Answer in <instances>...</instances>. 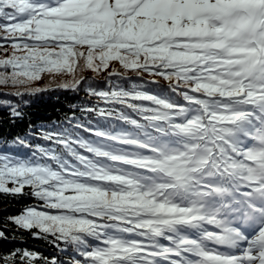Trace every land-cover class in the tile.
<instances>
[{
  "label": "snow or ice",
  "instance_id": "6c2138e0",
  "mask_svg": "<svg viewBox=\"0 0 264 264\" xmlns=\"http://www.w3.org/2000/svg\"><path fill=\"white\" fill-rule=\"evenodd\" d=\"M45 75L90 99L0 147V241L58 254L0 264H264V0H0L11 123Z\"/></svg>",
  "mask_w": 264,
  "mask_h": 264
},
{
  "label": "trees",
  "instance_id": "16d2710c",
  "mask_svg": "<svg viewBox=\"0 0 264 264\" xmlns=\"http://www.w3.org/2000/svg\"><path fill=\"white\" fill-rule=\"evenodd\" d=\"M106 74L96 75L90 71L83 73L85 77H93L94 80H90L89 83L95 81H103ZM68 76H59L55 81L45 75L41 81L37 82L34 86L37 87H50L55 89L53 91H46L38 93L35 96L24 97L28 103L25 105L21 103V107L24 111V119L17 120L14 124L10 122L8 110L0 106V147H3L5 140L11 141L12 137L17 135L24 136L30 131L29 125L39 127L41 124L49 126L54 122L62 121L66 115H71L73 106L80 107L81 103H85L90 97L86 95L84 90L72 91L57 89V85L65 80H69ZM96 87H104L103 84H95ZM15 91L11 88L0 87V92ZM10 99L14 103L19 102L17 97H3L0 96V100ZM94 99V98H91ZM79 114V113H77ZM34 143H44L42 140L34 141ZM31 200H14L10 197L0 195V209L8 208V211H0V218L16 215L18 210L23 208L26 204L31 203ZM10 235V233H9ZM0 246L5 248L24 247L35 251H38L41 255L51 257L54 254H58L56 249L49 243L43 240H35L27 233L17 237L15 241H0ZM67 259V257H63Z\"/></svg>",
  "mask_w": 264,
  "mask_h": 264
},
{
  "label": "rangeland",
  "instance_id": "374dc122",
  "mask_svg": "<svg viewBox=\"0 0 264 264\" xmlns=\"http://www.w3.org/2000/svg\"><path fill=\"white\" fill-rule=\"evenodd\" d=\"M83 105V103H81V106Z\"/></svg>",
  "mask_w": 264,
  "mask_h": 264
}]
</instances>
